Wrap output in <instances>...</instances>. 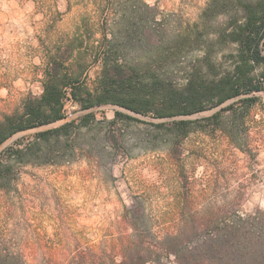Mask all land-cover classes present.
Returning a JSON list of instances; mask_svg holds the SVG:
<instances>
[{
  "label": "rangeland",
  "instance_id": "obj_1",
  "mask_svg": "<svg viewBox=\"0 0 264 264\" xmlns=\"http://www.w3.org/2000/svg\"><path fill=\"white\" fill-rule=\"evenodd\" d=\"M217 3L0 0V121L20 115L28 98L41 96L55 57L64 60L59 74L81 77L87 92L101 76L100 50L113 48L111 57L136 68L139 82L155 75L178 89L207 52L227 66L237 46L219 34L242 15L232 0ZM210 5L217 11L203 16ZM256 95L264 104V92ZM220 108L157 119L113 104L82 109L70 100L65 119L13 135L0 152L21 137L75 121L68 135L61 134L54 163L39 158L22 164L15 157L0 179V251L22 254L26 264H43L48 254L81 264L119 255L124 243L147 233L162 236L160 230L171 231L191 213L202 223L239 195L242 210H264L263 140L247 147L240 132L231 140L228 124L185 139L170 125L159 126L207 118ZM186 192L194 198L185 204Z\"/></svg>",
  "mask_w": 264,
  "mask_h": 264
},
{
  "label": "trees",
  "instance_id": "obj_2",
  "mask_svg": "<svg viewBox=\"0 0 264 264\" xmlns=\"http://www.w3.org/2000/svg\"><path fill=\"white\" fill-rule=\"evenodd\" d=\"M232 1L239 6L242 16L231 20L219 34L221 41L237 46L227 66L215 63L207 52L193 65L184 87L178 89L168 78L155 75L139 82L136 68L126 67L111 57L113 48L100 50L97 61L101 64V76L95 90L87 92L81 77L59 74L64 60L55 57L47 65L41 96L28 98L20 115L6 116L0 121V147L17 133L65 119L66 102L70 100L82 109L113 104L157 119L191 116L221 107L207 118L174 120L159 126L170 125L185 139L193 131L214 133L228 124L231 140L240 132L247 138V143L241 144L247 147L257 142L255 139L264 142V104L256 95L264 92V0ZM212 2L218 4L217 0ZM211 5L203 16L217 11ZM229 101L232 102L223 106ZM115 115L129 118L119 111ZM89 117H82L81 122L86 124ZM193 124L199 127L189 128ZM74 125L75 121H71L17 139L0 152V179L6 177L15 157L22 164L35 163L39 158L45 160L41 164L54 163L52 158L60 145L61 134L68 135ZM193 198L189 192L184 193L185 204L186 199ZM241 199L239 195L217 213H208L202 223H197L195 214L191 213L188 219L174 224L171 231L160 230L162 236L147 233L138 241L124 243L119 255L95 257L81 264H264V210L244 211L240 207ZM185 209L182 207L180 213ZM131 214L134 216V212ZM42 261L66 264L65 259L61 261L53 254L46 255ZM0 264H26V257L0 251Z\"/></svg>",
  "mask_w": 264,
  "mask_h": 264
}]
</instances>
